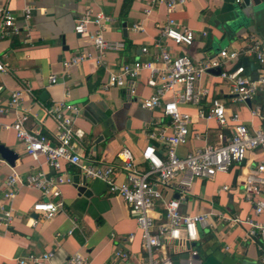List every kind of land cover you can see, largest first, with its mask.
<instances>
[{
  "label": "crops",
  "instance_id": "0c3cea01",
  "mask_svg": "<svg viewBox=\"0 0 264 264\" xmlns=\"http://www.w3.org/2000/svg\"><path fill=\"white\" fill-rule=\"evenodd\" d=\"M236 2L189 0L168 10L164 2L150 4V0H0V6L15 14L21 28L19 33L0 36V60L8 68L6 72L0 71V85L3 86L0 105H7L15 89L22 86L30 88V95L25 97L21 106L0 115V143L19 154L14 165L0 154V205L9 206L5 199V182L13 171L22 176L36 170H42L48 176L56 174L45 156L35 158L26 153L15 129L5 128L3 123L13 124L19 112H24L27 115L26 128L35 134L46 135L54 142L58 124L48 108L56 101H70L80 107L75 123L84 130L79 148L86 157L119 164V152L129 148L137 166L146 170L150 164L143 158L142 151L147 144L153 143L159 154L165 156V146L158 136L162 130L171 133V122L162 108H147L142 104L144 98L155 92V88L147 83L148 71L144 70L137 80L136 92H131L128 87L103 90L102 83L111 71L126 62L153 59L157 52L154 42L161 37L160 25L169 19L175 20L180 28H191L195 33L194 42L190 45L176 44L164 38L163 42L175 53L188 54L193 60H199L216 55L222 48H240L250 33L257 32L223 36L221 27L225 23V14L229 5ZM27 7L31 9L29 19L25 17ZM87 10L92 13L103 11L112 16L114 23L104 31V36L122 40L124 47L106 52L101 63L89 58L67 68L63 61L74 53L87 50L97 55L91 38L96 26L90 23L87 34L75 31L78 17ZM143 46H148L150 51L143 52ZM244 57H248L255 66L246 67L250 74L258 73L260 65L256 57L243 56L240 62ZM226 65L229 69L235 66L230 61ZM53 73L58 76L56 82L49 80ZM197 85L208 89L205 98L199 104H179L182 110L193 116L187 141L177 147L180 156L217 144L232 135L234 121H230V126L222 127L214 118L199 114L200 109L207 113L215 98L225 104L228 115L237 112L238 121L250 130L264 125L261 116L252 113L256 106L264 112V86L248 103L234 99L230 83L220 73H205ZM165 98H172V94L168 92ZM263 158L264 147L249 151L245 160L233 164L227 172L196 178L186 199L181 202L180 210L183 213L207 214L209 224L199 225V237L191 241V247L181 246L177 240H165L155 248L154 255L174 259L184 253L196 255L198 248L204 252L212 248L242 264H264V240H245V226L231 227L221 217L222 214H252L253 204L247 198L242 178L248 173L261 174L256 166ZM61 168L71 181L61 184L64 209L51 218L38 216L32 211L33 204L42 198L38 188L29 185L19 187L11 201L14 217L0 229V264H19L21 256L47 251H52L53 255L45 264H63L76 251L87 255L92 264H149L148 254L142 246L141 230L123 198L110 193L103 180L85 177L75 165L62 163ZM125 177L126 171L119 167L117 181L123 182ZM75 178H79V183ZM84 179L90 194L78 190L77 185ZM162 189L165 199L180 197L177 186H163ZM257 196L262 195L257 192ZM156 209L159 213L157 221L164 220L162 201L157 203ZM58 232L61 235L57 238ZM114 233L119 238L113 237ZM130 233L134 234L133 240H125ZM117 250L129 252L130 258L122 260L116 257Z\"/></svg>",
  "mask_w": 264,
  "mask_h": 264
},
{
  "label": "built area",
  "instance_id": "2783aa9c",
  "mask_svg": "<svg viewBox=\"0 0 264 264\" xmlns=\"http://www.w3.org/2000/svg\"><path fill=\"white\" fill-rule=\"evenodd\" d=\"M189 0H150V4L164 2L168 10ZM240 1V0H236ZM2 20L0 22V36L19 33L21 30L15 14L7 7L0 6ZM25 17H31V9H25ZM96 27L91 33V38L97 55L91 51L74 53L63 64L70 67L82 61L93 58L96 63L103 61V55L108 51H118L124 47L122 40H112L104 36V31L112 26L114 18L103 11L92 13L87 10L78 17L75 31L79 34H87L89 24ZM137 28H141L138 26ZM161 37L154 42L157 52L153 59H136L124 63L121 67L110 72L102 83L103 90L113 87H128L131 92H136V82L144 70L148 71L147 83L155 88V92L142 100L147 108H162L170 118L172 131L170 134L163 130L158 138L165 146V156L159 154V149L153 143H149L142 151V156L149 162V168L142 170L134 161V156L129 148H123L119 152V164L104 162L92 157H86L80 151V140L84 130L76 126V118L80 113V107L70 101H56L48 108V112L56 119L58 128L54 142L46 135L28 130L25 126L27 115L19 112L13 124H4L5 128L12 127L16 135L24 145V151L35 158L45 156L50 167L55 170L54 175L48 176L42 170H36L26 176L13 171L5 182V199L9 206L0 205V229L1 225L9 224L14 211L12 200L20 186L29 185L38 188L41 196L33 206L32 211L38 216L51 218L64 209L61 184L70 182L71 178L62 172V163L72 164L78 167L87 178H99L103 180L110 193L119 195L129 205L131 215L136 219L141 230L142 246L148 254L149 264H175L171 256L157 258L154 255L155 248L163 241H178L181 246H186V241H193L199 237V225L209 224L207 214L183 213L180 210L181 202L186 199L196 178L213 177L218 172H227L235 163L247 158L249 151L264 147V125L250 130L249 127L239 122L237 112L230 115L226 112L225 104L218 98L212 100L208 112L200 109L199 114L214 118L220 126L232 124L233 133L229 139L213 145H208L185 156H180L177 147L185 143L190 132V124L193 116L190 112L180 108V103L199 104L208 94V89L200 88L197 83L200 78L212 68H220V76L231 85L234 99L238 101L253 100L264 86V39L258 33H250L247 42L238 49L228 50L222 48L216 55L207 56L199 60H193L188 54L175 53L163 42V39H171L176 44L190 45L194 42L195 33L191 28H180L175 20L169 19L167 23L160 25ZM143 52L150 51L148 46H143ZM243 56H255L259 62L256 78L246 72V66L240 63ZM234 62V68H227L226 63ZM6 63L0 60V71H7ZM58 76L53 73L49 80L56 82ZM3 86L0 85V92ZM170 92L172 98L166 99ZM30 95V88L22 86L11 93L7 105H0V115L9 112L22 105L25 97ZM69 93L67 92V97ZM18 110V109H17ZM252 113H258L264 120V112L255 107ZM154 136V135H152ZM222 139L223 136H221ZM121 167L126 171L123 182L116 179V172ZM257 173H248L242 179V184L247 191V198L253 204V212L247 216L233 213L222 214L221 217L231 227L245 226L244 239L255 242L264 240V158L256 166ZM163 186L179 187L180 197L165 199ZM228 187V186H226ZM257 192L262 196H257ZM163 202L165 219L157 221L159 217L156 209L157 203ZM7 202V203H8ZM258 216H261L259 218ZM1 234V232H0ZM60 232L57 233L58 236ZM113 237L119 238L116 233ZM134 234L130 233L125 240L132 241ZM53 255L52 251L37 254L30 252L18 258L19 264H45V261ZM116 257L128 260L130 254L127 251L117 250ZM63 264H92L90 258L80 251L71 254ZM176 264H203L202 259L189 253L187 257H180Z\"/></svg>",
  "mask_w": 264,
  "mask_h": 264
},
{
  "label": "water",
  "instance_id": "95a60500",
  "mask_svg": "<svg viewBox=\"0 0 264 264\" xmlns=\"http://www.w3.org/2000/svg\"><path fill=\"white\" fill-rule=\"evenodd\" d=\"M225 15V23L221 27L223 36H229L231 33L237 34L251 31L257 32L264 38V0L237 1L233 5H229V9ZM240 63L245 64L246 67L252 66V68H255L254 64L249 62L248 57H244ZM210 71L220 73L221 69L212 68ZM246 72L251 73L249 69H246ZM252 75L256 78L255 72H252ZM246 101L248 103L251 102L250 99H247ZM0 154L11 165H14L15 160L19 157V154L15 152V150L5 146L3 143H0ZM85 179L83 183L78 184L77 187L79 191H85V194H90V190L87 189ZM75 182L79 183V178H75ZM186 245L191 247V242L186 241ZM198 250L199 252L195 256L202 259L203 264H242V262L237 261L234 257L229 256L220 250H218L219 252L213 251L212 248L205 252L201 248H198ZM188 255L189 253H184L175 256V264L178 262L180 257H187Z\"/></svg>",
  "mask_w": 264,
  "mask_h": 264
}]
</instances>
